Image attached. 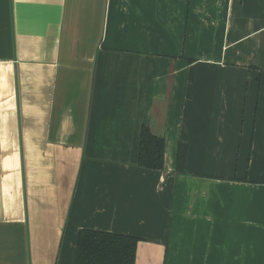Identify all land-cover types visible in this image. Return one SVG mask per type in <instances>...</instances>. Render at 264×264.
I'll use <instances>...</instances> for the list:
<instances>
[{"label":"crops","instance_id":"0c3cea01","mask_svg":"<svg viewBox=\"0 0 264 264\" xmlns=\"http://www.w3.org/2000/svg\"><path fill=\"white\" fill-rule=\"evenodd\" d=\"M81 229L264 264V0H0V264H75Z\"/></svg>","mask_w":264,"mask_h":264},{"label":"trees","instance_id":"16d2710c","mask_svg":"<svg viewBox=\"0 0 264 264\" xmlns=\"http://www.w3.org/2000/svg\"><path fill=\"white\" fill-rule=\"evenodd\" d=\"M187 146L179 143L176 171L185 172ZM137 164L147 169L164 167V139L151 133L143 124L140 129ZM139 238L131 235L81 229L77 236L75 264H135Z\"/></svg>","mask_w":264,"mask_h":264}]
</instances>
